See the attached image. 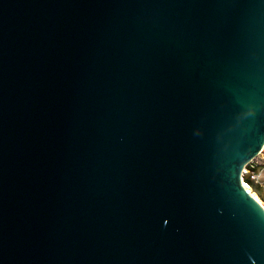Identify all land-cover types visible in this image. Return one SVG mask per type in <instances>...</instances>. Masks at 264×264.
<instances>
[{"label":"water","instance_id":"obj_1","mask_svg":"<svg viewBox=\"0 0 264 264\" xmlns=\"http://www.w3.org/2000/svg\"><path fill=\"white\" fill-rule=\"evenodd\" d=\"M264 0H0V264H264Z\"/></svg>","mask_w":264,"mask_h":264},{"label":"rangeland","instance_id":"obj_2","mask_svg":"<svg viewBox=\"0 0 264 264\" xmlns=\"http://www.w3.org/2000/svg\"><path fill=\"white\" fill-rule=\"evenodd\" d=\"M257 170H263V175L260 181H256L252 179L250 175L245 176V181L251 187V190L254 194H256L261 200L264 206V159L260 157L259 162L256 163Z\"/></svg>","mask_w":264,"mask_h":264},{"label":"built area","instance_id":"obj_3","mask_svg":"<svg viewBox=\"0 0 264 264\" xmlns=\"http://www.w3.org/2000/svg\"><path fill=\"white\" fill-rule=\"evenodd\" d=\"M260 157H263V159H264V150H263V152H261V154L257 158L252 160V162L246 166V168L244 170L245 172L243 175L244 181H245V176H247V175H250L252 177V179H254L256 181H260V179L263 175V170H257V168H256L257 167L256 163L259 162Z\"/></svg>","mask_w":264,"mask_h":264},{"label":"bare ground","instance_id":"obj_4","mask_svg":"<svg viewBox=\"0 0 264 264\" xmlns=\"http://www.w3.org/2000/svg\"><path fill=\"white\" fill-rule=\"evenodd\" d=\"M243 184H244V186L247 188V190L250 192V194L257 200V201H259L261 204H262V202H261V200L259 199V197L256 195V194H254L253 192H252V190H251V187L249 186V184H246L245 182H244V180H243ZM263 205V204H262Z\"/></svg>","mask_w":264,"mask_h":264}]
</instances>
